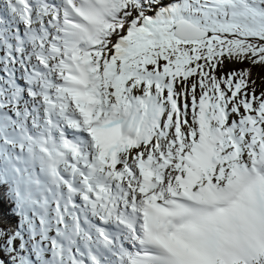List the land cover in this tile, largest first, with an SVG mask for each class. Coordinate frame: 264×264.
Instances as JSON below:
<instances>
[{"label":"snow or ice","instance_id":"snow-or-ice-1","mask_svg":"<svg viewBox=\"0 0 264 264\" xmlns=\"http://www.w3.org/2000/svg\"><path fill=\"white\" fill-rule=\"evenodd\" d=\"M0 264H264V0H0Z\"/></svg>","mask_w":264,"mask_h":264}]
</instances>
